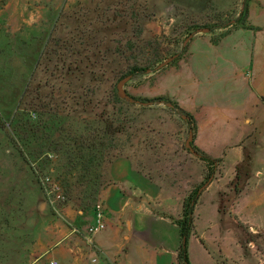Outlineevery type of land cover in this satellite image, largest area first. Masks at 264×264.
Segmentation results:
<instances>
[{
	"label": "rangeland",
	"instance_id": "374dc122",
	"mask_svg": "<svg viewBox=\"0 0 264 264\" xmlns=\"http://www.w3.org/2000/svg\"><path fill=\"white\" fill-rule=\"evenodd\" d=\"M28 1L15 23L0 6V264H48V256L33 260L53 245L47 231L55 226L87 233L104 205L101 194L91 208L77 203L85 180L127 193L121 246L112 248L110 226L93 242L119 260L126 253V264H154L159 240L175 253L179 230L163 216L179 219L170 213L209 172L185 146L190 133L194 150L221 160L215 178L233 191L200 197L190 263L264 264V97L250 68L251 55L264 50V0ZM173 56L157 71H134ZM128 76L122 99L117 84ZM89 152L100 167L88 177L80 164ZM118 158L131 164L108 178ZM46 176L66 196L53 207ZM232 215L258 225H238ZM133 220L142 234L130 229Z\"/></svg>",
	"mask_w": 264,
	"mask_h": 264
},
{
	"label": "crops",
	"instance_id": "0c3cea01",
	"mask_svg": "<svg viewBox=\"0 0 264 264\" xmlns=\"http://www.w3.org/2000/svg\"><path fill=\"white\" fill-rule=\"evenodd\" d=\"M28 2H29L28 0H0V6L3 5L4 8L6 9V16L4 21L8 24L12 22L14 23L17 22V18H15L14 16L18 7L24 6V4L27 7ZM10 10L11 11L13 10V17L12 15H10ZM7 45H9V43ZM250 66L252 72L254 73L251 86L260 96L264 97V50L255 51L251 55ZM126 160L127 162L129 161L128 163L131 164V161L126 158L125 159L118 158L114 160L106 169V174L108 178L112 179L111 176L113 175V171L118 172V170H121L122 173L120 174H124V172H127ZM239 164H241L239 161L235 162L236 168L238 167ZM133 167L135 166L132 163V168ZM133 169L134 171L136 170L134 173H136L138 176H142L141 172H139L136 167ZM256 176L259 177L258 183L259 182L262 183L263 174L260 173V170H256ZM236 178H238V176H236ZM222 180L223 178L216 177L215 180L206 188V190H204L201 196H203L205 193H209L212 189L218 187H219V191L223 192V195L225 194L228 195V192L225 193L224 191H229L230 194H233V191H230L231 189L230 190L228 189L229 188L228 185L225 186L222 185L221 183ZM110 182L112 181L110 180ZM241 193L242 191L240 192V194ZM126 194H127L126 191H123V189L118 188L117 184L114 183L109 184V186H107L101 193V197H102L101 202L104 205V210H102L103 218L106 224V228L108 226L112 227L113 234L111 236L112 238L111 246L114 250H117V248L121 246V243L119 241L120 239L119 236L122 233L121 229L123 226V218H124V217L122 218L121 216L123 214L124 207L127 205ZM261 195H264V192ZM261 195L258 197L259 198L258 200H264V196ZM182 199L183 200L185 199L184 196ZM199 200L195 208V227L197 222ZM181 211H182V202L178 205V208L173 209V212L170 213V215L174 217H178ZM67 213L70 215L71 219L76 217L74 215V211L73 212L70 211ZM142 213L143 212L141 211L133 213L129 218L134 219L138 216H141ZM93 216L95 218V213ZM232 216L234 218V222H236L238 225L243 224L245 227L248 226L250 229L254 228L255 225H258L256 223L250 224L246 221H243L237 215H232ZM163 217H165V219H168L173 225H175L169 218L166 217V215H164ZM136 221H134L135 223L134 222L132 223L133 225L131 226L130 229L133 232H135V234L136 233L142 234V226L140 225L141 222L137 221V225H136ZM175 226L177 227V225ZM47 234L49 235L50 238L53 239V245L50 247L49 246L43 247L39 255L34 258L33 261L35 263L38 262L40 258H43L44 256L45 257L48 256L49 261L56 260L58 264H100L97 254H102L107 260H110L111 263L108 264H112V263L120 264L121 262L122 264H126L125 261H127L126 259H128V256H126L125 253L122 260L121 259L119 260L120 255L118 254L117 256L116 251L112 253L109 249H107L108 245L98 238L94 239L93 244H88V243L86 244L84 237L86 232L82 231L81 229L79 230L77 227L70 229L69 227L65 228L63 226L58 225L55 226V228H53L52 230L47 231ZM192 238L200 239L198 234L197 236L191 237V239ZM150 240L151 241L153 240L151 234H150ZM236 247H238V245ZM157 248H159L160 251L156 253L155 256L156 260L154 261V264H178L177 262L178 249L176 250L175 253L172 254L169 250L167 241L165 242L162 240H159V244ZM251 248L255 251L253 246H251ZM260 259L263 261L262 258ZM139 262L134 261L133 264L134 263L139 264Z\"/></svg>",
	"mask_w": 264,
	"mask_h": 264
},
{
	"label": "trees",
	"instance_id": "16d2710c",
	"mask_svg": "<svg viewBox=\"0 0 264 264\" xmlns=\"http://www.w3.org/2000/svg\"><path fill=\"white\" fill-rule=\"evenodd\" d=\"M213 27H211L210 31H212ZM161 68L156 67L155 69L149 68H140L134 69L135 72L146 71V72H154ZM163 100V98H158L151 100L154 102L156 100ZM187 120L191 123L195 121L194 117L190 114H186ZM196 151V150H195ZM197 152V151H196ZM93 152H89L88 158L86 156H82V161L80 165L83 171H85L86 175L89 177L91 173L98 172L100 165L97 166L93 165V160L90 159ZM197 157L205 162L208 166L209 172L205 178V181L197 188H195L182 202V211L179 219H173L172 217L169 218L175 225H177L179 229V236H180V244L177 251V262L178 264H191L189 261V241L191 237L196 236L197 232L195 230V208L198 203V200L204 190L214 181L215 179V171L216 165L221 160L212 159L204 153H198ZM86 159V161H85ZM85 177L88 179V177ZM88 182L81 181L78 186L77 193L74 194V198L82 207V209H88L96 205L99 201V197L101 191L104 190L107 185L104 183H92L90 180ZM73 191H71V194Z\"/></svg>",
	"mask_w": 264,
	"mask_h": 264
},
{
	"label": "built area",
	"instance_id": "2783aa9c",
	"mask_svg": "<svg viewBox=\"0 0 264 264\" xmlns=\"http://www.w3.org/2000/svg\"><path fill=\"white\" fill-rule=\"evenodd\" d=\"M42 185L52 207L57 200H66V196L62 191L60 183L54 180L51 176H46L42 182ZM105 228L106 224L103 218V212L101 210V206L99 205L97 206V212L95 213L94 224L88 227L87 233L84 236L85 241L88 244H93L92 235L97 234ZM48 264H58V262L56 260H51Z\"/></svg>",
	"mask_w": 264,
	"mask_h": 264
},
{
	"label": "water",
	"instance_id": "95a60500",
	"mask_svg": "<svg viewBox=\"0 0 264 264\" xmlns=\"http://www.w3.org/2000/svg\"><path fill=\"white\" fill-rule=\"evenodd\" d=\"M198 32H202V33H208L209 30L208 29H201L198 30ZM190 38H188L186 40V42L189 40ZM176 59V56H173L171 58H169L168 60H166L164 63H162L159 68H162L166 65H168L169 63H171L172 61H174ZM131 79L130 76L123 78L118 84H117V90H118V95L120 98L124 99L127 97L126 92L123 90V86L129 82ZM192 141H193V134L190 133L189 138L186 140V148L193 153L195 156H197V152L194 150V148L192 147Z\"/></svg>",
	"mask_w": 264,
	"mask_h": 264
}]
</instances>
